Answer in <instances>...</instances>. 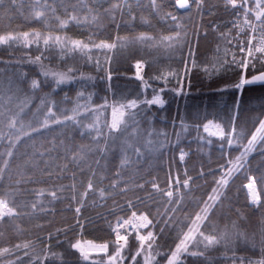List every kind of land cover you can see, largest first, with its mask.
<instances>
[{
	"label": "trees",
	"instance_id": "1",
	"mask_svg": "<svg viewBox=\"0 0 264 264\" xmlns=\"http://www.w3.org/2000/svg\"><path fill=\"white\" fill-rule=\"evenodd\" d=\"M189 1L185 11L176 0L0 4V36L19 37L0 44V197L17 213L0 220V249L11 250L3 264H101V257L107 260L104 254L85 261L70 245L115 241L109 225L133 211L153 220L156 226L143 233L152 230L158 237L153 255H161L153 264H166L163 254L175 248L178 233L187 231L184 225L202 214L205 203H212L213 189L222 195L200 230L217 236L219 243L204 257H183V264H233V257H243L245 264L264 260V140H258V151L244 167L227 177L226 186L217 183L264 121V85L246 86L241 98L235 87L242 77V54L234 45L235 8L226 0H202L200 7ZM254 3L250 0L249 6ZM35 11L44 15L36 18ZM72 15L79 22L70 20ZM23 33H29V43ZM48 36H59L65 46L53 40L45 45ZM72 40L89 47L70 50ZM101 42L115 47H95ZM37 56L40 60L34 62ZM138 62L145 65L141 79L135 77ZM254 64L247 78L264 72V63ZM45 72L68 78L57 84ZM33 80L38 87H32ZM155 95L163 97V106L145 103ZM131 101L139 105L128 111L123 125L111 129L112 107ZM13 119L15 129L9 128ZM209 123L224 135L208 133ZM21 125L29 135L17 133ZM18 134L21 139L12 148ZM250 178L258 188L257 203L246 189ZM89 180L94 190L81 207L80 194ZM76 207H81L79 216ZM169 217L172 223L161 233L163 224L156 221ZM138 247L136 234L131 235L124 255L130 257ZM113 250L110 243L109 254ZM137 260L143 264L142 257Z\"/></svg>",
	"mask_w": 264,
	"mask_h": 264
},
{
	"label": "snow or ice",
	"instance_id": "2",
	"mask_svg": "<svg viewBox=\"0 0 264 264\" xmlns=\"http://www.w3.org/2000/svg\"><path fill=\"white\" fill-rule=\"evenodd\" d=\"M178 6L180 8H187L189 7V0H176ZM3 3V0H0V4ZM197 7H200L202 0H196ZM250 0H226V5H231L233 8H240L243 10L244 13V24L251 29V34L246 41H238L239 50L241 53H244L245 55L241 58V60L238 62L239 66L243 69H248L250 64L253 68H255L254 61L257 59L256 54H261V56H264V35H261L260 39L258 40L257 44L254 45L253 41L256 39V32H257V22L259 26L264 29V0H255L254 7H250ZM34 16L36 18H40L44 15L41 11H35ZM253 15L255 17V22L249 19V15ZM70 20H75L79 22L78 17L76 15H72L69 17ZM97 17L93 16L92 20H96ZM172 19L175 20L176 17L172 16ZM68 21H61L62 25L67 24ZM244 29L241 28L240 32H243ZM36 39L40 38L39 33L33 34ZM29 33H23V38L26 43H29L28 41ZM176 37H179V33L176 34ZM19 39L17 36H13L11 34L0 36V44H7L10 40H16ZM165 40H173L174 37H165ZM49 40H53L56 44H59L61 47L65 46V41H63L59 36L57 37H44V44L48 45ZM231 42V41H229ZM72 46L70 50L78 49L80 51H85L88 49L89 45L86 43H83L79 40H72L69 42ZM95 47L97 48H113L115 47L114 44H109L105 42H101L100 44H96ZM40 57L37 56L35 58L34 62H39ZM226 62V61H225ZM233 63H236V57L233 56L232 59ZM264 63V60L261 61ZM137 76L138 78H142L139 76V71L142 69V64L137 63ZM205 71H208L206 68ZM51 74L54 78H56L57 84L64 82L68 77L66 74L61 73H48L45 72L44 75ZM257 82H264V72H260L257 75H253L251 78H244L241 77L238 84L235 85L236 88L241 89L244 85H250ZM39 86L38 81L33 80L32 81V87L36 88ZM147 104H158L163 105L164 101L161 99L159 95L153 96L151 100L145 101ZM136 101L129 102L126 107L128 108H135ZM125 107V105H121V108ZM114 109V113H115ZM52 110L49 109V113L51 114ZM121 116H123V112L120 113ZM66 119H71V117H66ZM59 122V121H56ZM48 121L45 120L43 126H47ZM118 126V121L114 120L111 127L112 129H116ZM9 128L15 129L16 128V121L13 119L9 123ZM23 125H21L20 129H16L17 133H20L22 135H29L27 132H23ZM33 131H38V129H32ZM207 130V126H206ZM264 121H261L260 128L257 129V134H253L252 138L248 141L247 146L244 147V151L241 152L240 156L236 157L234 161H229V163L232 165L231 168L228 169V171L225 173V176L222 177L217 183L219 187L226 186L228 183L227 177H230L233 171H238L240 168H243L245 163L247 162V156L248 154L254 150L255 145L258 140H264ZM223 134V133H221ZM260 134V135H258ZM21 139V135H16L15 140L12 142L11 147L14 148L16 143L19 142ZM233 141L229 140V144H231ZM7 156L11 157L13 155V152L9 150L7 153ZM184 154H181L180 159L183 160ZM75 159V157H74ZM4 166L7 167V161H4ZM3 169L0 168V174H2ZM191 179V178H189ZM179 181H177L178 183ZM255 179L251 178L250 182L246 187L250 190V196L253 201V203H257L260 200V196L255 191ZM184 186H188V180L184 181ZM75 186L73 185V188ZM115 187V185H113ZM154 188H156L158 191H161L158 187V185H153ZM94 190V185L89 180L87 184V188L84 192L80 194V199L78 203L83 206L84 198L87 197L89 191ZM214 195L209 196V201L212 203L209 204L208 202L205 203V207L201 210V213L196 214L195 218L191 220L190 224L184 225L187 227V231H181L177 235L178 243H176L175 248L172 249L169 253L163 254L164 259L166 261V264H183V257L191 256V257H204L205 252L207 249L217 243H219V239L215 235H205L203 231H201V226L203 225V222L209 219V212L211 208L215 205V202L219 199L220 195L222 193L218 192L217 189H213ZM44 190L39 191V195H43ZM164 195L171 198L173 196L172 191H166L163 193ZM49 195L52 197V199L57 198V193L55 191L50 192ZM99 195L101 198L105 196V192L103 189L99 190ZM73 199H76L75 196H73ZM171 202V199L170 201ZM33 208L36 207V204L34 203L32 205ZM81 207H76L75 212L77 216H79V213L81 211ZM129 207H131V203H129ZM175 211V209H173ZM16 211L14 207H9L8 201L0 197V219H2L5 216H14L16 215ZM157 224H163V227L160 228V232L164 233L167 226L172 223V218L169 217L168 219H165L163 221H156ZM77 224L82 227V225L79 224V220H77ZM128 226H131L133 230L136 231V239L139 242V247L136 250L135 254L131 255L130 257H126L124 255L125 250L128 248V240H129V232H128ZM153 220L149 219V216L147 214L141 213L139 216L135 211L132 212L131 216L128 218L123 217H117L115 225H109L111 228V231L115 234V241L111 242H104L101 244H93L91 242H88V247L90 249L95 250L97 253H103L107 260L105 261L103 257H101V264H124L125 259H129L130 264H140V262L137 260V257H142L143 264H153V261L156 259V256L161 255V253L156 252L155 255H153V246L156 243L157 235L154 234L152 230H149L146 235L140 234V229L144 228H150L155 227ZM121 230H124L123 232ZM223 236H221V239ZM117 241H123L122 244L117 245ZM110 243L113 246V252L112 254H109V246ZM201 245L203 247L201 248ZM71 248L79 251L80 256L83 258V260L88 261L90 259V252L80 243V241H77L74 244L70 245ZM17 249L21 247V245L15 246ZM24 248L29 247L28 244L23 245ZM10 249L3 248L0 249V264H3L2 257L5 254L10 253ZM145 251H147V254H144ZM55 255V254H54ZM9 264H15V261H10ZM93 264H96L95 261H93ZM233 264H245V259L243 257H233ZM249 264H252V262H249ZM256 264H264V260L256 262Z\"/></svg>",
	"mask_w": 264,
	"mask_h": 264
},
{
	"label": "built area",
	"instance_id": "3",
	"mask_svg": "<svg viewBox=\"0 0 264 264\" xmlns=\"http://www.w3.org/2000/svg\"><path fill=\"white\" fill-rule=\"evenodd\" d=\"M249 19L252 20L253 22H255V17L253 15H251V14L249 15ZM233 22H234V28L236 30V34L234 36V45L237 46L238 50H239L238 41H244L246 43V41L248 40V38H249V36L251 34V29L244 24V13H243V10L240 9V8H236L235 9ZM241 28L244 29L243 32H240ZM255 35H256V39L253 41L254 45L257 44V42L260 39L261 35H264V29H262L259 26L258 22H257V32H256ZM239 52H240V50H239ZM240 54H242V56L245 55L244 53H241V52H240ZM256 56H257L256 61L257 60L258 61L264 60V56H261V54L257 53ZM254 63H255V61H254ZM246 70L247 69H244V73L246 72ZM137 215L139 216V214H137ZM121 231L123 232L124 230H121ZM128 232H129V236L136 233V231L133 230L131 228V226H128ZM114 236H115V234H114ZM119 243L122 244L123 241H119Z\"/></svg>",
	"mask_w": 264,
	"mask_h": 264
},
{
	"label": "rangeland",
	"instance_id": "4",
	"mask_svg": "<svg viewBox=\"0 0 264 264\" xmlns=\"http://www.w3.org/2000/svg\"><path fill=\"white\" fill-rule=\"evenodd\" d=\"M142 64V69L139 71V76L141 77L142 76V72H143V69H144V67H145V65L143 64V63H141ZM138 71V70H137ZM160 97H161V99H163V97L161 96V95H159ZM164 101V100H163ZM136 105L138 106L139 104H137L136 103ZM156 105V104H155ZM158 105V104H157ZM136 106V107H137ZM163 106V105H162ZM135 107V108H136ZM114 109L116 110L115 111V113H114ZM133 110L134 108H128V107H123V108H121V107H117V106H113L112 107V110H111V113L112 114H110V124L112 125V123L114 122V120H116V121H118V126H117V128L120 126V125H123V123H124V121H125V119L127 118V115H129L128 114V111L129 110ZM121 112H123V116H121L120 115V113ZM111 125H110V128L112 129V127H111ZM207 126V132L208 133H211V134H213V135H216V136H223L224 135V133H223V129H221L218 125H216V124H214V123H209V125L207 124L206 125ZM116 128V129H117ZM206 128V127H205ZM221 133H223V134H221ZM259 135V134H258ZM258 142V141H257ZM258 144L259 143H256V145H255V148H254V150L253 151H251L249 154H248V156L250 155V154H252V153H256V151H258ZM247 156V157H248ZM251 179V178H250ZM249 182H250V180H249ZM249 182H248V184H249ZM246 189H247V192H248V195H249V197H250V200H251V202L253 203V201H252V199H251V196H250V190L246 187ZM255 191H256V193L259 195V193H258V188H257V186H256V184H255ZM260 201V200H259ZM258 201V202H259ZM146 228H144V229H140V231L141 230H145ZM142 235H146V234H142ZM118 243H119V241H118ZM103 254V253H97L95 250H93V251H91L90 252V254L91 255H93V254Z\"/></svg>",
	"mask_w": 264,
	"mask_h": 264
},
{
	"label": "water",
	"instance_id": "5",
	"mask_svg": "<svg viewBox=\"0 0 264 264\" xmlns=\"http://www.w3.org/2000/svg\"><path fill=\"white\" fill-rule=\"evenodd\" d=\"M176 4H177V2H176ZM177 7L179 8V10H182V11L188 10L190 7V1H189V7H187V8H180L178 6V4H177ZM262 85H264V82H257V83L250 84V85H244L243 87H245V86H253L254 87V86H262Z\"/></svg>",
	"mask_w": 264,
	"mask_h": 264
},
{
	"label": "bare ground",
	"instance_id": "6",
	"mask_svg": "<svg viewBox=\"0 0 264 264\" xmlns=\"http://www.w3.org/2000/svg\"><path fill=\"white\" fill-rule=\"evenodd\" d=\"M141 63V62H140ZM136 67V66H135ZM145 68V67H144ZM144 70V69H143ZM144 72V71H143ZM143 72H142V76H143ZM141 76V77H142ZM137 79H141V78H138V76H137V68H136V76H135ZM83 245V244H82ZM84 246V245H83ZM85 247V246H84ZM88 251H93V249H90L88 246L87 247H85Z\"/></svg>",
	"mask_w": 264,
	"mask_h": 264
},
{
	"label": "crops",
	"instance_id": "7",
	"mask_svg": "<svg viewBox=\"0 0 264 264\" xmlns=\"http://www.w3.org/2000/svg\"><path fill=\"white\" fill-rule=\"evenodd\" d=\"M81 244H83L85 247H87L88 246V243H83V242H80ZM89 252H91V251H89ZM91 255V254H90Z\"/></svg>",
	"mask_w": 264,
	"mask_h": 264
}]
</instances>
